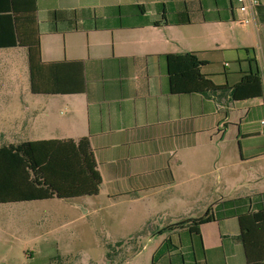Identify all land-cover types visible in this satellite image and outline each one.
I'll return each instance as SVG.
<instances>
[{
	"label": "crops",
	"instance_id": "1",
	"mask_svg": "<svg viewBox=\"0 0 264 264\" xmlns=\"http://www.w3.org/2000/svg\"><path fill=\"white\" fill-rule=\"evenodd\" d=\"M32 7L26 37L38 36L44 64L58 63L62 86L81 91L32 92L27 70L20 100L0 98V146L86 137L101 185L96 195L80 197H90L94 210L116 207L122 227L131 230L154 217L175 220L151 228V236L168 232L166 239L184 231L168 229L172 224L210 208L200 238L170 237L179 264H248L237 217L217 206L264 200V190L228 197L230 184L220 172L264 160V0L249 24L236 0H33ZM22 50L27 57L25 46L0 47L2 54ZM187 52L224 87L171 92L165 55ZM255 72L262 94L233 99L231 88ZM246 180L238 184L248 186ZM194 202L201 203L198 209ZM88 213L83 207L82 215ZM171 254L159 264H174Z\"/></svg>",
	"mask_w": 264,
	"mask_h": 264
},
{
	"label": "trees",
	"instance_id": "2",
	"mask_svg": "<svg viewBox=\"0 0 264 264\" xmlns=\"http://www.w3.org/2000/svg\"><path fill=\"white\" fill-rule=\"evenodd\" d=\"M33 0H0V47H27V63L30 89L35 93H74L81 91L75 85L62 86L57 79L58 63L44 64L41 60L38 36L30 39L23 25L32 18L25 16L33 10ZM170 89L173 93L212 92L224 86L216 85L203 74L200 60L195 53L166 54ZM49 70V71H48ZM46 73V74H45ZM47 75V80L44 78ZM233 99L256 97L262 94L259 73H248L231 88ZM101 177L92 149L86 137L24 141L17 145L0 146V203L30 201L36 199H69L96 195ZM262 197L237 198L218 204L237 217L240 226L239 239L243 244L248 264L264 261V200ZM256 200V201H255ZM210 208L204 215L175 222L168 229L176 232L174 239H186L187 233L199 236V225L210 221ZM181 233L184 234L181 237ZM167 237L151 257V264L170 251L174 254L171 238ZM134 238L106 243L104 263L111 264L115 255ZM173 248V250H171ZM109 249H111L109 251ZM171 256L173 257V255ZM174 255H179L175 253ZM171 257V258H172ZM180 259V257H178Z\"/></svg>",
	"mask_w": 264,
	"mask_h": 264
},
{
	"label": "rangeland",
	"instance_id": "3",
	"mask_svg": "<svg viewBox=\"0 0 264 264\" xmlns=\"http://www.w3.org/2000/svg\"><path fill=\"white\" fill-rule=\"evenodd\" d=\"M0 70H9L8 75L0 76V86L4 85L0 98L18 102V87L27 82L25 51L0 53ZM220 172L230 184L228 197L264 190V160L233 165ZM213 175L218 176V172ZM245 179L248 186L238 184ZM191 205L198 209L201 203ZM83 207L89 208L88 214L82 215ZM94 209L90 197L0 203V264H105L106 243L126 238L134 241L112 254L111 264H151L152 255L168 235L162 232L151 236V228L175 221L154 217L146 227L131 230L122 227L125 220L116 213V207L113 211ZM178 257L173 255L174 264H179Z\"/></svg>",
	"mask_w": 264,
	"mask_h": 264
},
{
	"label": "built area",
	"instance_id": "4",
	"mask_svg": "<svg viewBox=\"0 0 264 264\" xmlns=\"http://www.w3.org/2000/svg\"><path fill=\"white\" fill-rule=\"evenodd\" d=\"M237 9L246 14V17L242 20L244 23L249 24L253 22L255 8L258 5V0H236ZM260 75L264 76V65L261 68ZM264 123V119L261 121Z\"/></svg>",
	"mask_w": 264,
	"mask_h": 264
}]
</instances>
